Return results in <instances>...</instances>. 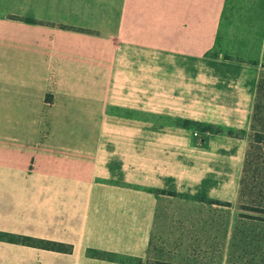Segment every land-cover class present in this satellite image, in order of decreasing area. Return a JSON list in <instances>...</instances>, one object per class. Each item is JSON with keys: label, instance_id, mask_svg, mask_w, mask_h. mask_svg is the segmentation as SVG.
Instances as JSON below:
<instances>
[{"label": "crops", "instance_id": "obj_1", "mask_svg": "<svg viewBox=\"0 0 264 264\" xmlns=\"http://www.w3.org/2000/svg\"><path fill=\"white\" fill-rule=\"evenodd\" d=\"M263 47L264 0H0V264L213 258Z\"/></svg>", "mask_w": 264, "mask_h": 264}, {"label": "rangeland", "instance_id": "obj_2", "mask_svg": "<svg viewBox=\"0 0 264 264\" xmlns=\"http://www.w3.org/2000/svg\"><path fill=\"white\" fill-rule=\"evenodd\" d=\"M251 204L248 200H241L244 206L240 208V200L236 202L234 208L218 207L217 215L225 218L228 209L231 213H236L234 222L229 229L228 243L226 245H217L216 253L213 258L206 260H193L191 264H264V213H258L251 207H264V190L263 193L258 191L252 192ZM226 211V212H225ZM227 246V255H225V247ZM257 248L260 253L257 252ZM255 249V252L253 250ZM155 247H151L145 260L146 264H154L157 257ZM231 256V258H230Z\"/></svg>", "mask_w": 264, "mask_h": 264}, {"label": "trees", "instance_id": "obj_3", "mask_svg": "<svg viewBox=\"0 0 264 264\" xmlns=\"http://www.w3.org/2000/svg\"><path fill=\"white\" fill-rule=\"evenodd\" d=\"M27 22H33L32 19H26ZM262 72L260 73L256 96L253 105L249 141L245 152V157L242 165V171L238 187V200H240V208L244 206L241 200H248L251 204L252 192H262L264 190V47L262 55ZM263 206V205H262ZM251 207L258 213H264V207ZM1 236V235H0ZM10 240H15L21 244L60 251L70 252L71 246L57 242L38 240L32 237H10ZM255 252V249L252 253ZM257 252L260 253L257 248ZM231 258V256H230ZM154 264H175L171 262L156 261Z\"/></svg>", "mask_w": 264, "mask_h": 264}]
</instances>
